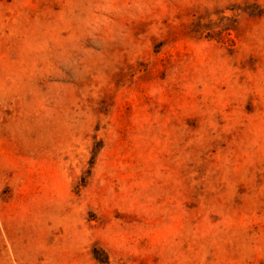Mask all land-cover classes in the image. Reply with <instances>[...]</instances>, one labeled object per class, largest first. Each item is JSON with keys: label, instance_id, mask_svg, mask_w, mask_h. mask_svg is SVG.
I'll return each instance as SVG.
<instances>
[{"label": "rangeland", "instance_id": "374dc122", "mask_svg": "<svg viewBox=\"0 0 264 264\" xmlns=\"http://www.w3.org/2000/svg\"><path fill=\"white\" fill-rule=\"evenodd\" d=\"M0 264H264V0H0Z\"/></svg>", "mask_w": 264, "mask_h": 264}]
</instances>
